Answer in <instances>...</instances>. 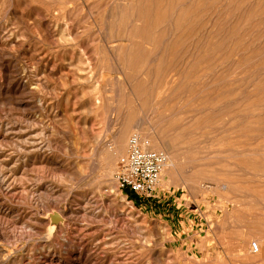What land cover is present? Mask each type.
I'll return each instance as SVG.
<instances>
[{
	"label": "rangeland",
	"instance_id": "rangeland-1",
	"mask_svg": "<svg viewBox=\"0 0 264 264\" xmlns=\"http://www.w3.org/2000/svg\"><path fill=\"white\" fill-rule=\"evenodd\" d=\"M0 264H264V0H0Z\"/></svg>",
	"mask_w": 264,
	"mask_h": 264
},
{
	"label": "built area",
	"instance_id": "built-area-1",
	"mask_svg": "<svg viewBox=\"0 0 264 264\" xmlns=\"http://www.w3.org/2000/svg\"><path fill=\"white\" fill-rule=\"evenodd\" d=\"M167 163V156L160 151L146 149L143 139L132 134L127 142V152L116 168L114 180L120 191H129L143 199L151 198ZM253 254L259 253L256 242L250 244Z\"/></svg>",
	"mask_w": 264,
	"mask_h": 264
},
{
	"label": "bare ground",
	"instance_id": "bare-ground-1",
	"mask_svg": "<svg viewBox=\"0 0 264 264\" xmlns=\"http://www.w3.org/2000/svg\"><path fill=\"white\" fill-rule=\"evenodd\" d=\"M147 138V137H146ZM144 141V140H143ZM152 141V140H151ZM152 144H150V142H148V141H144V145H145V147H146V149L147 148H149V149H152V150H156V147H155V145L153 144V141L151 142ZM168 157V162H167V164H166V166H165V168H164V170H166V171H164V174L166 173L167 174V170H169V167L171 168L172 167V163H171V161H169V156H167ZM163 174V175H164ZM53 220H54V222L55 221H60L61 219L59 218V217H57V216H54L53 217Z\"/></svg>",
	"mask_w": 264,
	"mask_h": 264
},
{
	"label": "water",
	"instance_id": "water-1",
	"mask_svg": "<svg viewBox=\"0 0 264 264\" xmlns=\"http://www.w3.org/2000/svg\"><path fill=\"white\" fill-rule=\"evenodd\" d=\"M53 215H56L57 217H59L57 214H53ZM59 218H60V217H59ZM50 221H51V220H50ZM56 224H57V221L55 222V225H56ZM55 225H54V226H55Z\"/></svg>",
	"mask_w": 264,
	"mask_h": 264
}]
</instances>
